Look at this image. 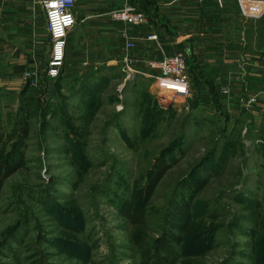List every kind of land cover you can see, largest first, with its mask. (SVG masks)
<instances>
[{
  "label": "rangeland",
  "instance_id": "1",
  "mask_svg": "<svg viewBox=\"0 0 264 264\" xmlns=\"http://www.w3.org/2000/svg\"><path fill=\"white\" fill-rule=\"evenodd\" d=\"M35 9L37 14L44 15L39 3L35 4ZM258 22L260 20L247 22L246 29L241 28L246 40L244 48L241 45L233 52L220 54L222 59L218 57L222 63L218 85L229 88L231 93L226 97L219 93V88L217 99L219 97L221 106L189 108L188 100L195 93L190 77V97L184 101L178 97L170 100V93L165 92L168 100L159 102L152 78L147 75L151 74L149 67L134 61L133 66L130 65L132 72L128 73L124 64L117 61L113 65L107 63L114 67L100 71L90 80L101 83V104L88 116L80 106L79 96L68 89L71 85L73 90L79 89V82L73 79L75 72L69 74L70 77L65 76L64 119L83 130L78 138L86 146L87 162L91 165L79 171L66 151L68 130L62 117L64 112L58 109L56 118L47 128L41 116L32 117L24 147V164L5 177L1 185L0 264H139L146 245L162 231V215L177 183L208 151L215 148V156L219 157L223 144L230 140L236 142L237 150L229 148L227 158L219 162L218 172L202 171L204 176L208 175V182L195 197L207 201L209 207L208 213L196 217L201 224L193 227L208 230L217 225L213 227L214 245L197 255H179L174 264H254L259 240L263 239L261 244H264V155L260 142L253 141L251 136L258 137L264 132V93L257 95L263 83L255 79L259 76L254 77L253 73H264V67L245 64L247 84L239 85L237 78L243 71L237 67L235 59L242 50L254 55L264 49L262 33L250 29L252 25L258 26ZM42 41L37 44L39 56L43 58L36 69L38 81L39 76L44 78L47 69L45 38ZM142 46L143 41L136 42L132 49L134 58H139L137 52ZM9 47L3 49L6 58L13 56V45ZM247 47L251 50H245ZM176 51L181 50L173 47L167 54ZM250 59L253 62L254 59ZM27 69L35 68L25 67L12 78L0 79V87L16 95L27 81L23 78ZM101 76L108 77L105 83L99 79ZM144 93L152 96L160 109L166 110L146 138L141 136ZM250 98L260 100L261 105L246 107L244 102ZM39 100L41 106L47 103L46 99L39 97ZM0 101L2 124L8 130L11 127L9 112L18 107L17 97L7 96ZM250 122L261 124H256L251 132ZM182 133L185 136L183 154H177L176 163L155 187L146 204L143 223L122 217V211H118L121 200L118 199L124 197L122 192L131 187L135 178L145 175L158 152ZM121 178H125L123 186ZM47 187L49 191H45ZM46 198L56 201L61 209H68L74 216L78 215L77 211L83 215V229L78 231L69 226L65 229L55 215L47 211ZM50 237L71 240L73 246L84 249L85 256L74 255L73 247L67 244L62 247L52 244ZM177 249L180 254V248Z\"/></svg>",
  "mask_w": 264,
  "mask_h": 264
},
{
  "label": "trees",
  "instance_id": "2",
  "mask_svg": "<svg viewBox=\"0 0 264 264\" xmlns=\"http://www.w3.org/2000/svg\"><path fill=\"white\" fill-rule=\"evenodd\" d=\"M138 9L142 10L147 15L148 21L151 20L152 14L148 10L144 8ZM223 9L227 12L234 10L237 16L236 19L230 22V28L226 34L228 38L226 47L232 49L237 47L240 31L242 30L241 28H243L242 21L239 20L237 15L239 6L236 0H225ZM179 47L186 56L187 73L191 79V85L195 89L194 96L188 100L189 108L195 110L205 106L212 107L214 105L213 107H217L220 105L218 101L219 97L217 99L219 94L215 89V78L218 74L216 69L219 68L218 66L220 64L218 62L215 65L211 63L199 64L197 57L192 53L190 47L189 49L187 46L184 47L183 45ZM209 50L220 52V49L214 46L210 47ZM216 59L218 58L216 57ZM113 67L114 66H108L104 63L99 65V67H90L79 74L77 72L73 74L75 75L73 79L79 82V89L73 90L72 85L68 87V89L71 90L73 95L79 96L80 106L84 107L88 116H91L95 109L101 104V83H94V81L90 80L95 78L100 71L103 73L104 69ZM65 68L66 59L65 66L61 68L56 78L47 77L44 72V78L39 76L38 87L33 86L30 81L27 80L17 91L16 95L14 91H9L0 87V100H2L3 97L14 96L15 98L17 97L18 101L16 110L14 112H9V125L11 127L8 130H5L2 124L1 109L3 105H1L0 101V191L4 178L21 168L24 164V147L29 136L30 120L32 117L41 116L42 121L46 124V128L47 125L51 124L52 120L56 118L58 109L60 112H64L62 116L64 119L66 111L63 106H65L66 100L64 101V99L66 97L64 96L63 90L64 83H67V81H65L67 77L64 78ZM0 77L2 76L0 75ZM139 78L147 81L142 75H139ZM99 79L105 83L108 77L101 76ZM39 94H41V96ZM38 96L41 100L46 99L45 101L47 103L44 106L40 105ZM143 100L145 101V107L141 136L142 138H146L147 134L155 130L160 114H163L166 110L160 109L158 103L153 100V97L148 93L143 94ZM251 106H253V104ZM64 123L68 130L65 133L68 143L66 151L70 153L73 162L79 167V171H84L88 168L90 163L87 162L88 154L86 146L81 144L78 138V135L82 134L83 130L77 125L68 124L65 119ZM255 126L256 123H249L251 132L252 128ZM239 134L240 132L238 133V137H240ZM253 137L254 136H251L253 141L260 142L264 155V132L258 134V137ZM184 139L185 136L183 133L177 135L168 145L158 152L147 173L135 178L131 187L128 188L127 191L125 190L124 193L122 192L124 197H119L118 199H121L118 205V211H122V217L133 223H143L146 204L149 203V198L155 187L165 173L176 163L177 154H183L182 146L185 142ZM235 146L236 142L232 140H230L229 143H224L219 157L215 156V148L212 151H208V153L191 168L190 173L177 183L176 189L169 200L170 203L162 215L164 221L162 231L146 245L139 264H174L179 255H197L206 252L214 245L216 233L213 227L215 228L217 225L211 226L208 230H201L193 227L196 224H201L200 219L196 221V217L200 218L204 212L208 213L206 209L209 207L207 201L196 199L195 197L208 182V175L204 176L202 171L207 172L209 171L207 169H212L210 171L214 173L218 172L220 167L219 162L227 158L229 148H233V150L236 151L237 149ZM121 180L123 186L125 178H121ZM45 191H49L48 187ZM50 199L51 198L44 199L47 211L50 214L53 213L65 229L66 226L76 228L78 231L83 229L84 223L81 221L83 215L77 211L76 213L78 215L74 216V213H71L68 209H61L60 204ZM55 202L56 204L53 205ZM202 233H205V235L202 236ZM259 241L260 244L257 246L258 251H256L254 264H262L264 262V244H261L263 239ZM52 244L59 247L67 244L69 247H73L72 249L75 251V253L73 252L74 255L85 256L83 253L84 249L79 246H73L71 240H59L55 237L52 238ZM178 247L180 248V254L177 249Z\"/></svg>",
  "mask_w": 264,
  "mask_h": 264
},
{
  "label": "crops",
  "instance_id": "3",
  "mask_svg": "<svg viewBox=\"0 0 264 264\" xmlns=\"http://www.w3.org/2000/svg\"><path fill=\"white\" fill-rule=\"evenodd\" d=\"M42 1L0 0V75L2 76L0 79L12 78L21 73L25 67L37 69L43 59L39 56L37 44L44 42L42 41L44 38L45 54L48 56L51 44L46 29L45 13L37 14L38 11H35L37 3L44 11ZM125 4L148 10L152 14L151 20L139 26L113 22L107 13ZM224 5L225 0H75L76 23L67 37L64 77L72 72H81L104 63L113 65L117 61H121L124 66H130L134 61H141L146 66L148 59L160 60L173 47L180 48L179 46L183 45L188 49L190 47L199 64L215 65L217 62L220 64L216 69L218 74L215 78V89L218 92L221 87L218 85L222 67L220 54L233 52L241 45L243 48L246 45L244 30H241L237 47L232 49L226 47L228 42L226 34L230 22L237 16L234 10L225 11ZM237 15L242 21L243 29H246L247 22L253 20L262 22H258V26L252 25L250 29L262 33L261 42L264 43V14L257 19H245L238 10ZM152 33L156 35V39L147 38ZM127 38H132L135 42L143 41L144 46L137 52L139 58L133 57L132 50L125 49L124 42ZM12 45L13 56L6 58L3 49ZM212 46L220 49V52L209 50ZM245 50L249 51L251 48L247 47ZM261 50L254 55L242 50L235 59L237 65L242 64L243 68L245 64L264 67V49ZM250 58L254 59L253 62ZM257 71L258 69H254V72ZM253 76H259L255 79L263 83L256 91L260 96L264 93V73H253ZM245 78L243 71L237 78L238 84H247ZM227 89L226 97L231 94L229 88ZM252 104L253 107L254 104L261 105V101L254 99ZM256 124L261 123L256 122Z\"/></svg>",
  "mask_w": 264,
  "mask_h": 264
},
{
  "label": "built area",
  "instance_id": "4",
  "mask_svg": "<svg viewBox=\"0 0 264 264\" xmlns=\"http://www.w3.org/2000/svg\"><path fill=\"white\" fill-rule=\"evenodd\" d=\"M236 1L239 11L245 19H257L264 14V0ZM42 7L51 44L47 57L46 75L55 78L59 75L61 68L65 66L68 33L76 23L75 0H43ZM107 14L113 22L127 26H139L148 22V17L142 10L129 4L113 9ZM147 38L153 40L156 39V35L149 34ZM135 45L136 42L132 38H127L124 42L126 50H132ZM146 66L151 69V74L147 75L152 78V87L155 93L159 95L158 101L161 98L167 99L165 92L170 93L168 96V98H171L170 100H175V97H178L184 101L187 97H190L189 74L187 73L186 56L183 51L164 55L160 60L148 59ZM125 67L128 73L132 72L130 66ZM238 68L244 71L242 64ZM23 78L30 80L33 86H38V72L36 69H27L23 74ZM220 89L223 95L228 94V89L224 87ZM240 101H242V98ZM253 101L254 99L250 98L244 102V105L246 107L250 106Z\"/></svg>",
  "mask_w": 264,
  "mask_h": 264
},
{
  "label": "bare ground",
  "instance_id": "5",
  "mask_svg": "<svg viewBox=\"0 0 264 264\" xmlns=\"http://www.w3.org/2000/svg\"><path fill=\"white\" fill-rule=\"evenodd\" d=\"M160 100H163L162 98Z\"/></svg>",
  "mask_w": 264,
  "mask_h": 264
}]
</instances>
